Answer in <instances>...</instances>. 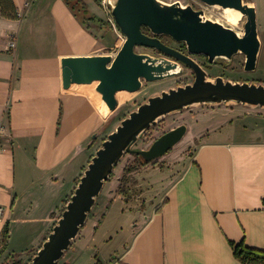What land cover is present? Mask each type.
<instances>
[{
	"label": "crops",
	"instance_id": "0c3cea01",
	"mask_svg": "<svg viewBox=\"0 0 264 264\" xmlns=\"http://www.w3.org/2000/svg\"><path fill=\"white\" fill-rule=\"evenodd\" d=\"M13 2L19 19L0 17V262L28 264L112 118L98 83L75 84L63 61L115 56L124 39L68 0ZM242 112L213 113L179 176L148 211L143 203L126 247L106 264H242L233 243L264 251V134L239 119ZM127 166L106 183L111 203L125 198L119 186ZM89 244L66 264H98Z\"/></svg>",
	"mask_w": 264,
	"mask_h": 264
},
{
	"label": "water",
	"instance_id": "95a60500",
	"mask_svg": "<svg viewBox=\"0 0 264 264\" xmlns=\"http://www.w3.org/2000/svg\"><path fill=\"white\" fill-rule=\"evenodd\" d=\"M200 1L241 12L247 17L245 34L241 36L232 28L205 18L203 11L181 3L115 0L112 16L124 37L117 54L63 61L65 77L75 84L98 83L97 92L112 112L118 108V94H134L142 88L143 82L171 78L177 74L180 63L193 70L195 81L150 98L108 136L90 161L52 233L28 264L59 263L87 223L97 198L126 154L136 153L142 164L149 165L182 141L187 133L185 125L161 136L149 150H133L139 138L162 118L195 105L264 108L263 84L234 83L222 77L210 81L206 71L192 58L205 56L214 63L217 58L232 59L241 53L246 56L245 70L255 71L261 50L256 8L245 4L244 0ZM164 36L184 44L187 53L165 44L161 40ZM137 48L154 50L164 57L139 54Z\"/></svg>",
	"mask_w": 264,
	"mask_h": 264
},
{
	"label": "rangeland",
	"instance_id": "374dc122",
	"mask_svg": "<svg viewBox=\"0 0 264 264\" xmlns=\"http://www.w3.org/2000/svg\"><path fill=\"white\" fill-rule=\"evenodd\" d=\"M82 1L93 15L99 16L98 18L100 19L103 17V19L108 21L104 22V26L107 31H112L111 29L114 28V25L110 20L113 19V16L111 12H109V9L103 7L101 0ZM160 1L165 4L181 3L183 6H192L198 11H203L205 18L232 28L241 36L245 34L247 17L244 15L238 27L233 28L229 24V19L226 18L227 14L225 10L221 7L208 6L200 0ZM71 3L74 6L77 5V2L73 0H71ZM244 3L255 7L257 10L261 50L256 70L253 72L245 70L246 56L241 53L234 56L232 59L217 58L214 63H210L205 56H192V58L206 71L207 78L210 81H215L217 78L222 77L225 81L234 83H256L264 85V0H244ZM87 14L88 12L86 15ZM166 42L167 45L177 50H182L181 43H177L170 38H168ZM136 51L139 54H147L154 58L164 57V55L159 52L150 49L137 48ZM185 52L187 53V51ZM178 69V73L171 78L157 82H143L142 88L134 94H129L128 96L121 95L123 93L118 94V108L116 111L112 112L108 130L104 132L106 139L111 133L116 131L117 127L125 118H128L132 112L138 110L141 105L147 103L150 98L160 96L163 92H168L171 89L185 87L194 83L195 73L192 69L181 63ZM235 108L243 109V116L239 119H251L247 122L248 126L251 127L254 132L258 131L264 134V108L222 104L214 106L195 105L183 111L171 113L162 118L155 126L141 136L133 147V150L136 152L149 150L154 142L164 134L182 125L187 126V133L182 141L156 163L148 167L145 165L141 166L140 158L136 153L126 154L124 156L120 164H127L129 167H134L139 171L136 175H134V172L130 174L127 182L121 184V187L127 192V196L122 194L125 197L123 200L120 197L118 199L114 198L115 200L111 203L112 193L109 188L110 184H105L101 195L97 198L96 204L88 217L87 223L84 225V227H86H83L84 229L82 228L83 231L81 230L82 234L80 232L79 236L73 240L71 247L58 264H66V262L74 256L73 250L75 248L81 249V247H85V245H88L90 242L89 245H91L92 241L93 248L89 254L92 255V260L95 262L97 261L98 264H106L119 252H122L123 248L126 247L130 240L132 228L137 224L135 218L143 211V206L145 205L143 203H146V211H148L152 204L164 195L172 182L179 176L182 169L181 166L185 163L184 160L188 161V158L192 156L194 149L199 144V140H196V138L199 137L198 134L205 129L209 130L211 127L209 124L213 123L211 119L213 113L227 112ZM217 119L218 118H215V122ZM105 140H95L93 142V155L102 147ZM119 169V166L116 167V171H114L115 173H113L111 178L114 177V174H116ZM136 178L140 183H136L138 182ZM67 204L68 203L63 207L60 213L61 216ZM33 255L31 256V260ZM0 264L2 263L0 262ZM10 264L18 263L14 261Z\"/></svg>",
	"mask_w": 264,
	"mask_h": 264
},
{
	"label": "trees",
	"instance_id": "16d2710c",
	"mask_svg": "<svg viewBox=\"0 0 264 264\" xmlns=\"http://www.w3.org/2000/svg\"><path fill=\"white\" fill-rule=\"evenodd\" d=\"M71 2V0H68ZM77 2L76 7H79L81 10H86V5L83 3L82 0H73ZM0 8H1V15L0 17L9 19V20H18L19 19V13L18 10L13 2V0H0ZM91 19H94V17H91ZM146 32L148 31L146 28L144 29ZM167 39L168 37L164 36L161 37V40L167 44ZM182 45V50L179 51H186V46L184 44ZM126 119V118H125ZM146 165V164H142ZM134 171H136V168L134 167H129L124 170V176L121 179V183L119 186V192L125 196H127V192L121 187V184L127 182L128 176L132 174ZM69 202V201H68ZM10 232L8 227L4 231V236H3V242H7L9 239ZM235 248V254L237 258L242 262V264H264V251L258 250V249H253L249 248L243 244L236 245L232 244Z\"/></svg>",
	"mask_w": 264,
	"mask_h": 264
},
{
	"label": "bare ground",
	"instance_id": "6f19581e",
	"mask_svg": "<svg viewBox=\"0 0 264 264\" xmlns=\"http://www.w3.org/2000/svg\"><path fill=\"white\" fill-rule=\"evenodd\" d=\"M225 13L227 14L226 18L229 19V24L231 25V27H233V28L238 27V25L240 24L239 22L241 21L243 14L237 10H234V9H226ZM178 70L179 69H177V73H178ZM121 95L128 96L129 94L123 93Z\"/></svg>",
	"mask_w": 264,
	"mask_h": 264
},
{
	"label": "built area",
	"instance_id": "2783aa9c",
	"mask_svg": "<svg viewBox=\"0 0 264 264\" xmlns=\"http://www.w3.org/2000/svg\"><path fill=\"white\" fill-rule=\"evenodd\" d=\"M114 2H115V0H101L103 7H105L106 9H109V12H111V14H112V7L114 5ZM110 21L113 23V25L116 27V29H118L116 24H115L114 19H111ZM11 46L14 47L15 44L12 43Z\"/></svg>",
	"mask_w": 264,
	"mask_h": 264
},
{
	"label": "flooded vegetation",
	"instance_id": "af4514ba",
	"mask_svg": "<svg viewBox=\"0 0 264 264\" xmlns=\"http://www.w3.org/2000/svg\"><path fill=\"white\" fill-rule=\"evenodd\" d=\"M185 52V51H184ZM186 53V52H185Z\"/></svg>",
	"mask_w": 264,
	"mask_h": 264
}]
</instances>
